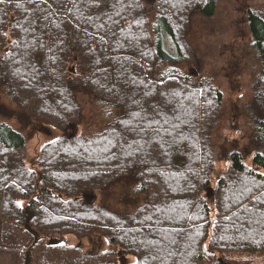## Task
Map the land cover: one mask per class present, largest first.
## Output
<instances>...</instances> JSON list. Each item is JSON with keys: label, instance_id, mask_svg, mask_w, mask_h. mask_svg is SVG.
Here are the masks:
<instances>
[{"label": "trees", "instance_id": "trees-1", "mask_svg": "<svg viewBox=\"0 0 264 264\" xmlns=\"http://www.w3.org/2000/svg\"><path fill=\"white\" fill-rule=\"evenodd\" d=\"M216 3L0 2V242L51 262L87 245L100 259L98 237L132 264H264V8L246 11L244 136L212 142L222 91L180 67L198 64L191 20ZM43 126L58 133L31 152Z\"/></svg>", "mask_w": 264, "mask_h": 264}, {"label": "rangeland", "instance_id": "rangeland-1", "mask_svg": "<svg viewBox=\"0 0 264 264\" xmlns=\"http://www.w3.org/2000/svg\"><path fill=\"white\" fill-rule=\"evenodd\" d=\"M248 8L262 11L264 0H217L214 12L210 16L194 15L191 20L188 39L194 50V57L198 58V64L193 65L191 62H184L180 67L181 71L189 74L193 80L209 83L222 91L223 102L220 114L211 134V140L215 144L223 136L238 138L241 135L244 136L251 129L248 110L239 108L248 97L249 84L255 75V72L252 74V70L257 65L254 52L250 46L246 23L245 29L242 24L245 17L244 13ZM165 33L163 41L166 50L173 51L175 55L176 49L171 37L167 32ZM85 102L88 104V100ZM94 113L95 110L87 105L85 108L87 125H90L89 119ZM105 113L106 111H102L97 115L102 118ZM236 128H241V130L234 131ZM57 133L56 129L43 126L28 141L29 150L32 152L39 149L44 143L52 140ZM65 239V243L69 245L81 243L72 236ZM96 241V245L100 244V239L97 238ZM109 248L104 242L99 249L95 250H102L101 254H104L103 251L106 250L107 253ZM28 250L30 249L25 250V240H18L15 243L0 242V264H26V252ZM50 253L48 248L37 247L31 251L30 264H56L57 262L47 260L51 257ZM107 254L105 257L111 253ZM117 257L115 256L116 259L114 260L111 254V260L115 261V264ZM125 259L126 264L133 263V258L130 256L125 255ZM101 261L99 264H107V258L101 259Z\"/></svg>", "mask_w": 264, "mask_h": 264}, {"label": "flooded vegetation", "instance_id": "flooded-vegetation-1", "mask_svg": "<svg viewBox=\"0 0 264 264\" xmlns=\"http://www.w3.org/2000/svg\"><path fill=\"white\" fill-rule=\"evenodd\" d=\"M245 14V17H244V22L242 21V24H243V28L245 29V23L247 24V13H244ZM31 233V232H30ZM32 235L34 236V234L32 233ZM35 237V236H34ZM98 237H96L97 239ZM34 239V238H33ZM65 239V238H64ZM96 239L94 241V245H93V248L94 249H99V247L101 246L102 243H104L105 241L104 240H101L100 239V244L96 245ZM99 239V238H98ZM51 240V238H48L47 241L49 242ZM81 241V240H80ZM57 242V241H56ZM88 249H90V246L87 245V247H85V250L86 252L84 253H75V252H68V251H65V252H62L61 254H59V257L60 258H64L66 259V261H60V262H57L56 264H97L98 261L100 263V260L101 259H104V258H107V261L106 263L107 264H115V261L111 260V254L108 256V257H105L107 256L108 254L106 253V250L103 251L104 254H101L100 256V259L98 258H94L90 252L88 251ZM117 256V252L115 253ZM104 257V258H103ZM83 258H88V260L86 261H78L79 259H83ZM116 264H120V261H119V258L117 257V262Z\"/></svg>", "mask_w": 264, "mask_h": 264}, {"label": "water", "instance_id": "water-1", "mask_svg": "<svg viewBox=\"0 0 264 264\" xmlns=\"http://www.w3.org/2000/svg\"><path fill=\"white\" fill-rule=\"evenodd\" d=\"M71 72H73V69L70 70ZM83 198L85 199V201H89L91 199H93V195L92 194H84L83 195ZM29 218L27 219V222H28ZM26 228L29 232L33 233L34 234V241L37 240V234L30 228L29 224H26ZM49 245H54L56 244V241L51 238V240L48 242ZM117 256L119 257V261H120V264H126V259H125V255L123 254L122 250L119 249L117 251ZM30 257H31V251L28 250L26 252V264H30Z\"/></svg>", "mask_w": 264, "mask_h": 264}, {"label": "snow or ice", "instance_id": "snow-or-ice-1", "mask_svg": "<svg viewBox=\"0 0 264 264\" xmlns=\"http://www.w3.org/2000/svg\"><path fill=\"white\" fill-rule=\"evenodd\" d=\"M0 2H2V0H0Z\"/></svg>", "mask_w": 264, "mask_h": 264}]
</instances>
